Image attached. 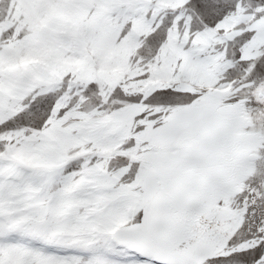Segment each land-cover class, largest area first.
<instances>
[{"label": "snow or ice", "instance_id": "1", "mask_svg": "<svg viewBox=\"0 0 264 264\" xmlns=\"http://www.w3.org/2000/svg\"><path fill=\"white\" fill-rule=\"evenodd\" d=\"M0 264H264V0H0Z\"/></svg>", "mask_w": 264, "mask_h": 264}]
</instances>
